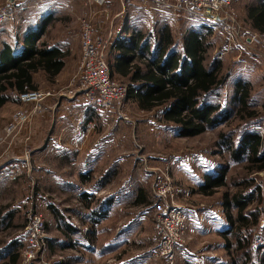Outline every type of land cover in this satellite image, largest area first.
<instances>
[{
	"label": "rangeland",
	"instance_id": "obj_1",
	"mask_svg": "<svg viewBox=\"0 0 264 264\" xmlns=\"http://www.w3.org/2000/svg\"><path fill=\"white\" fill-rule=\"evenodd\" d=\"M88 1L92 6L87 4V8L85 5L81 7V2L76 1L71 11L65 14V17L70 18L66 22L68 29L74 32L76 39H80L82 25L89 18L88 14L98 9L94 2ZM257 1L234 0L223 11L222 16L229 23H233L237 36L233 38L226 35L220 26L211 29L206 40L209 48L205 64L211 68L215 62H220L221 72L230 76L228 85L222 90L224 97L216 99V102L223 103L226 101L225 97H230L234 83L239 78L250 82L253 103L262 111L261 124L264 125V35L253 31L246 20L247 8ZM5 3L6 0H0V10ZM167 12L175 19L182 18L167 19L176 47L181 49L188 30L195 27L193 24L198 29L206 27L200 22L198 24L199 20H195V17L191 18L185 13L180 14L173 9ZM30 17L17 8L16 18L6 28L14 30L19 23L18 19ZM62 27L58 25L52 32V37H56ZM4 29H0V48L7 39ZM74 48L70 60L77 65L81 55L79 42ZM61 80L54 85H42L40 88L63 87L66 84L61 85ZM115 80L128 87L122 80ZM38 81L43 80L38 78ZM130 104L125 99L120 108L113 111V116L105 127L108 133L114 128L113 134H117L119 138V154L116 158L119 184L131 176L134 182L146 189L150 204H124L111 209L108 220L96 222L92 217L95 218L93 212L97 195L109 197L117 185L96 195L92 194V215L86 214L87 207L79 199L85 192L76 184L81 169L78 153L72 155L71 152L67 157L63 152L54 154V151H49L45 142L51 137L52 130L50 124L44 121L45 128L41 129L38 142L31 147H25L24 161L15 163L14 157L20 150L15 139L22 129L15 138L0 142V264H233V255L241 257L238 264H243L244 252L239 251L237 254L236 244L234 252L229 251L226 240L214 233L217 230H213L216 228L224 231L227 228L221 206L222 194L227 189H219L213 197L193 196V193L198 187V181L211 170V159L229 168L226 179L230 185L233 182L239 183L246 177L244 165L230 162L228 153L223 158L213 153L218 141L217 131L183 138L174 131V125L159 120L163 109L140 113ZM7 105L10 108L0 110V138L4 127L20 107V103L14 100ZM242 123L239 118H235L229 128ZM179 161L181 164L197 162L203 165L199 164L197 166L200 167L183 172L178 169ZM7 167L11 170L8 168L9 172L5 173ZM165 172L178 185L170 200L185 208L187 231L173 260H154L150 255L162 234L156 223L162 203L154 199V191L158 177ZM250 177L255 179L254 186L260 185L262 190L260 225L252 229L250 242L251 263L260 264L264 253V171ZM59 179H66L63 181L70 185L65 186L63 182L55 184V180ZM137 189L130 192L131 199L138 194ZM232 191L235 189L232 188ZM199 215L205 216L199 220ZM37 220L38 232L32 225ZM32 228L36 235L33 242L30 236ZM123 228L125 232L122 231ZM15 255L17 260L13 262L12 256Z\"/></svg>",
	"mask_w": 264,
	"mask_h": 264
},
{
	"label": "trees",
	"instance_id": "obj_2",
	"mask_svg": "<svg viewBox=\"0 0 264 264\" xmlns=\"http://www.w3.org/2000/svg\"><path fill=\"white\" fill-rule=\"evenodd\" d=\"M246 20L253 31L264 35V0H258L247 8ZM30 34L21 53H16V47L9 43H2L0 48V110L13 100L12 93L39 89L36 74H43L53 82L65 68L69 53L50 46L47 40L36 44L43 34H49L46 29ZM207 35L206 32L187 33L183 41L184 53L163 59L165 51L173 43L169 33L165 35V42L159 47L161 53L157 54L154 62L140 56L137 57L138 64L133 59L124 63L126 68L135 69L134 81L143 83L139 89L132 85L127 87L126 101L131 100L145 111L163 109L162 121L174 125V131L183 138L217 131L218 141L213 153L222 158L228 153L230 162L244 165L246 177L230 185L226 179L229 168L215 160L216 169L204 174L194 193L213 197L219 189H227L221 201L227 228L221 236L226 240L229 251L234 252L236 244L235 252H244L243 264H252L250 242L252 229L260 225L262 190L260 185L254 186L255 179L250 176L264 171V139L252 128L263 123L262 111L253 103L250 82L242 78L234 83L233 93L224 98L226 101L216 102V99L224 97L222 90L228 85L230 76L221 72L220 62H215L211 68L206 66ZM181 56L184 57L183 63H180ZM139 65L145 66V73H141ZM235 118L243 123L229 128ZM80 179L86 182L90 178L81 176ZM146 197L145 190L141 189L136 205L148 204ZM92 198V195L84 193L79 199L87 207ZM240 259L233 255V264H238ZM16 260L17 256H12V261ZM259 263L264 264V253Z\"/></svg>",
	"mask_w": 264,
	"mask_h": 264
},
{
	"label": "crops",
	"instance_id": "obj_3",
	"mask_svg": "<svg viewBox=\"0 0 264 264\" xmlns=\"http://www.w3.org/2000/svg\"><path fill=\"white\" fill-rule=\"evenodd\" d=\"M76 1L81 2V7L85 5L87 8L86 5L90 4L88 0ZM76 1L20 0L18 10L23 11L25 16L30 15L31 17L23 20L18 19L19 23L14 30L10 28L7 29L6 27L8 26L5 27L6 29L3 28L5 31L4 35L7 38L3 43H9L16 47V53L22 52L28 35H31L30 33L43 32V29L49 32L50 37L49 34H43L40 41H37V45L47 40L50 46L58 47L64 53H69V56L65 60V68L54 78L53 82L44 77L43 74H36L37 81L38 78L43 80L42 82H40L41 80L38 81V87L42 85H54L59 79H62L61 85H67L76 72L77 65L72 63L70 57L76 43L79 42L80 44V39L74 38V32L70 31L66 24V22L70 21V18L65 17V14L69 12V10L71 11ZM96 5L98 6L97 11L90 12L88 14V19L94 23L96 33L106 40V57L111 67V74L115 79H120L128 86L132 85V87L139 89L143 83L134 81L135 69L131 67L126 68L125 64L132 59L135 64H138L137 57L140 56H144L151 60V62H154V58H156L157 54L161 53L159 47L162 42H165V35L169 33L171 34L173 43L165 51L163 59L168 58L169 55L173 56L176 53H184L183 48L176 47L172 30L170 31V27L167 23V19L169 18L173 20L182 19H175L174 16L168 15L167 10L171 11V8L165 9L154 3L146 2L145 0H108L103 6ZM179 13L181 14V12ZM58 25H62L63 27L59 30L56 37H52V32ZM193 25L195 27L189 29L187 33H199L201 31L210 33L211 31L209 27L198 29V26L195 24ZM181 57L180 63H183L184 57ZM187 61L190 63L189 60ZM139 67L142 68L141 73L146 72L144 65H139ZM128 102L140 113L153 111L140 109L138 105L131 100ZM8 108H10V105L5 106L2 110ZM112 116L113 111L104 113L88 107L82 96L73 99L50 98L41 105L38 113L25 125L22 132L15 139V144L20 147V150L17 152L16 157H14V162L24 161L25 147H31V145L37 143V137L42 133L41 129L45 128L44 121L46 124L49 123L52 131H50L51 137L45 142V145L47 144L45 147L48 146V150L54 151V154L63 152L67 157L70 156L71 152L73 153H71L72 155L78 153L81 169L78 183L76 184L80 186L81 191L86 194L96 195L98 192H103L107 190V188L117 185L115 191H113L109 197L104 198V195L102 197L97 195L95 218L92 217V219H95L96 222H102L103 219L108 220L111 209H115L124 204L136 206V200L140 190L144 189L146 192V189L137 184V182H134L131 176L125 179L122 184H119V174L116 171V158L119 154V151H117L119 148V138L117 134H113L114 128L108 133L105 127V124ZM159 120L163 122L162 118ZM45 150H47V148H45ZM214 162L215 160L211 159V169H216V167H214ZM199 164L200 163L197 162H183L179 164L178 169L180 168L183 172L191 171L203 165L200 164V166H197ZM8 168L9 167L4 170L6 171L5 173L9 172L10 168ZM65 172L67 173V171ZM81 176H86L90 179L84 182L80 179ZM63 177H65V174H63ZM63 180L66 179L55 180V184L63 182L65 186L66 184L70 185V183ZM202 181L203 179H200L197 186L200 185ZM134 189L138 190V194L131 199L130 192H134ZM193 196L203 197V195L199 193H193ZM149 204L150 202L146 205ZM89 205L86 214H92L93 205ZM204 216L199 215V220H202ZM124 230L123 228L122 231ZM213 230H217V232L215 231L214 233L222 237L221 229L215 228Z\"/></svg>",
	"mask_w": 264,
	"mask_h": 264
},
{
	"label": "built area",
	"instance_id": "obj_4",
	"mask_svg": "<svg viewBox=\"0 0 264 264\" xmlns=\"http://www.w3.org/2000/svg\"><path fill=\"white\" fill-rule=\"evenodd\" d=\"M103 6L108 0H91ZM162 8H172L174 12L185 13L187 16L210 29L220 26L226 35L233 38L237 36L233 23H229L222 16L234 0H145ZM19 0H6L0 10V29L5 28L16 18ZM81 55L76 72L67 85L58 89L39 88L25 90L22 93H12L14 101L20 107L12 115L4 127L0 142L8 138H15L18 133L38 113L41 105L50 98L73 99L82 96L86 105L99 112H111L120 108L126 99L127 86L116 81L106 57V40L96 33L94 23L86 19L80 34ZM261 134L264 139V125L256 124L252 128ZM168 168H166L167 172ZM158 177V184L154 191V199L161 202L157 215V229L162 232L158 245L150 257L154 260H173L176 250L183 243L187 231V218L185 208L176 205L170 199L178 188L175 180L167 173ZM17 178V175H16ZM38 220L32 225L35 231L39 229ZM31 241L36 235L31 232Z\"/></svg>",
	"mask_w": 264,
	"mask_h": 264
}]
</instances>
